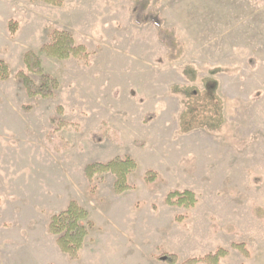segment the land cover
I'll return each instance as SVG.
<instances>
[{
	"label": "rangeland",
	"instance_id": "obj_1",
	"mask_svg": "<svg viewBox=\"0 0 264 264\" xmlns=\"http://www.w3.org/2000/svg\"><path fill=\"white\" fill-rule=\"evenodd\" d=\"M132 2L0 0V61L11 72L0 81V264H185L219 249L221 264H264V220L253 214L264 208V0H152L184 46L176 62L153 24L134 23ZM54 31L87 55L43 54ZM28 52L60 83L50 99L30 98L17 77ZM106 127L114 138L95 142ZM116 157L137 163L125 193L115 176L85 173ZM175 191L198 204L168 206ZM72 201L94 225L75 260L48 231Z\"/></svg>",
	"mask_w": 264,
	"mask_h": 264
},
{
	"label": "trees",
	"instance_id": "obj_2",
	"mask_svg": "<svg viewBox=\"0 0 264 264\" xmlns=\"http://www.w3.org/2000/svg\"><path fill=\"white\" fill-rule=\"evenodd\" d=\"M48 6L61 7L63 0H37ZM152 0H133L131 6V15L137 26L153 24L157 28L158 38L168 48V61L176 62L185 55L183 44L179 41L176 29H167L164 27V21L159 14L151 10ZM17 28L16 23H10L12 33ZM41 52L49 58L59 61L69 60L71 58H80L87 55L84 47L77 46L73 37L64 31H54L52 33L51 42L44 45ZM24 64L26 71H20L17 77L23 82L25 91L30 98L50 99L55 92L60 89V83L57 79L47 75L43 67V62L38 54L28 52L24 56ZM29 74L41 77V83L36 84ZM11 78L9 66L0 61V81L5 82ZM156 118L155 114L146 115L145 122ZM54 127L58 129L69 127L70 124L53 120ZM109 127L98 133L92 134V139L97 143H103L106 139H112L115 136ZM57 144L66 148L67 144L60 138L52 135ZM137 170V163L130 158L116 157L108 163H94L85 170L87 178L92 181L95 178L111 174L116 177V191L125 193L130 190L129 179ZM147 180L155 184L157 175L153 172L147 173ZM166 204L171 207L192 209L198 204L196 195L190 191L171 192L167 195ZM253 214L261 220H264V208L255 207ZM94 228L90 221V215L87 210L81 207L76 201L70 202L68 208L58 214L53 215L49 223L48 231L50 235L57 237V244L66 256L71 260L77 259L84 249L89 231ZM233 248L242 253L247 254L244 244L234 245ZM227 251L219 249L214 253H209L201 258L191 259L185 264H221L222 260L227 256ZM165 260L169 264H177L178 258L175 255H166Z\"/></svg>",
	"mask_w": 264,
	"mask_h": 264
}]
</instances>
